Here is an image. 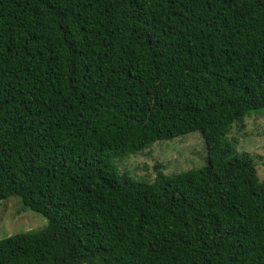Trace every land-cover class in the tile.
<instances>
[{
    "label": "trees",
    "instance_id": "16d2710c",
    "mask_svg": "<svg viewBox=\"0 0 264 264\" xmlns=\"http://www.w3.org/2000/svg\"><path fill=\"white\" fill-rule=\"evenodd\" d=\"M263 111L264 0H0V203L48 221L0 264H264ZM194 132L202 168L116 166Z\"/></svg>",
    "mask_w": 264,
    "mask_h": 264
},
{
    "label": "rangeland",
    "instance_id": "374dc122",
    "mask_svg": "<svg viewBox=\"0 0 264 264\" xmlns=\"http://www.w3.org/2000/svg\"><path fill=\"white\" fill-rule=\"evenodd\" d=\"M231 137L237 140L232 155L249 153L255 161L260 181L264 182V111L255 113L237 125ZM230 137V138H231ZM121 174L133 183L142 184L156 179L158 172L166 177L199 169L207 164V150L199 132L155 143L148 149L116 159ZM48 224L45 217L26 208L17 197L0 203V240L11 236L37 232Z\"/></svg>",
    "mask_w": 264,
    "mask_h": 264
}]
</instances>
